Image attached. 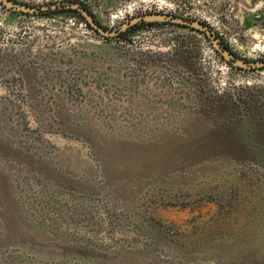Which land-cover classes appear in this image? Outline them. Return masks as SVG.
Instances as JSON below:
<instances>
[{"label":"rangeland","instance_id":"374dc122","mask_svg":"<svg viewBox=\"0 0 264 264\" xmlns=\"http://www.w3.org/2000/svg\"><path fill=\"white\" fill-rule=\"evenodd\" d=\"M0 3V264H264V0Z\"/></svg>","mask_w":264,"mask_h":264},{"label":"water","instance_id":"95a60500","mask_svg":"<svg viewBox=\"0 0 264 264\" xmlns=\"http://www.w3.org/2000/svg\"><path fill=\"white\" fill-rule=\"evenodd\" d=\"M5 6L11 7L14 10L22 11L24 13H39L41 10H56L57 8H69V9H75L78 11L81 16L85 19V21L88 23V25L96 31L99 35L103 37H114L119 34L120 31L126 30L128 27H130L132 24H135L139 21H168L171 23L179 24V25H185L188 27H192L195 29H199L202 31H205V33L210 36L214 37V33L212 30L208 28L207 25L202 24L201 22L194 21L191 19H186L180 16H174L171 14H163V13H149L142 16H137L126 23H124L120 28L118 29H109L101 24H99L93 15L86 9L84 6L80 5L79 3H54V4H45L41 6H32L27 5L23 3H19L13 0H0ZM214 40L217 42L216 49L223 53L228 59H231L235 64L244 66V67H262L264 66V59L262 60H245L241 57L236 56L234 53L230 52L228 49H226L224 46H221L216 38Z\"/></svg>","mask_w":264,"mask_h":264},{"label":"flooded vegetation","instance_id":"af4514ba","mask_svg":"<svg viewBox=\"0 0 264 264\" xmlns=\"http://www.w3.org/2000/svg\"><path fill=\"white\" fill-rule=\"evenodd\" d=\"M13 1H16V0H13ZM16 2H18V1H16ZM0 3H2L1 1H0ZM19 3H22V2H19ZM23 4H27V5H32V4H30V3H23ZM50 4V3H49ZM32 6H37V5H32ZM38 6H41V5H38ZM83 6V5H82ZM11 8V7H10ZM60 9H66V8H57L56 10H52V9H50L51 11H57V10H60ZM87 9V8H86ZM11 10H14L13 8H11ZM46 11H49V9L48 10H46ZM46 11H44V10H41L40 12H46ZM15 12H22V11H17V10H15ZM39 12V13H40ZM22 13H24V12H22ZM93 17L95 18V16L93 15ZM95 20H96V18H95ZM155 22L156 23H158V24H160L161 22H164V23H166V22H168V21H144V20H142V21H139V22H137V23H135V24H132L130 27H128L126 30H123V31H120L119 32V34L117 35V36H123V35H125L126 33H127V31H130V29H136L137 27H139V26H141V25H152V24H150V23H154L155 24ZM99 23V22H98ZM100 24V23H99ZM202 24H204V25H207L206 23H204V22H202ZM107 28V27H106ZM192 28V27H191ZM209 28V27H208ZM193 29H195V28H193ZM197 30H199V29H197ZM202 31V30H201ZM202 32H205V31H202ZM116 37V36H115ZM218 42H219V44L221 45V46H224L226 49H228L230 52H232L231 51V49H229L228 48V46H226L222 41H220L219 39H218ZM217 50V49H216ZM218 51V50H217ZM233 53V52H232ZM235 54V53H234ZM237 56V55H236ZM242 58V57H241ZM243 59H245V58H243ZM262 59H264V58H262ZM262 59H254V60H262ZM245 60H249V59H245ZM262 67H264V66H262ZM251 68H253V67H251ZM254 68H261V67H254Z\"/></svg>","mask_w":264,"mask_h":264},{"label":"trees","instance_id":"16d2710c","mask_svg":"<svg viewBox=\"0 0 264 264\" xmlns=\"http://www.w3.org/2000/svg\"><path fill=\"white\" fill-rule=\"evenodd\" d=\"M85 8H87L85 5H83ZM88 9V11L92 14V15H94L93 13H92V11L89 9V8H87ZM67 10H71V11H74L77 15H79L80 17H82L81 16V14L78 12V11H76L75 9H69V8H67ZM61 11H63V9H60V10H57V11H52L53 13H56V12H61ZM82 19L84 20V22L88 25V23L85 21V19L82 17ZM96 21L98 22V20L96 19ZM162 24L164 23V22H161ZM166 23H169V24H174V25H177V26H182V27H187V28H189V29H191V30H195V29H193V28H191V27H188V26H185V25H179V24H175V23H171V22H166ZM205 23V22H204ZM150 24H154V23H150ZM155 24H158V23H156L155 22ZM89 26V25H88ZM90 27V26H89Z\"/></svg>","mask_w":264,"mask_h":264}]
</instances>
